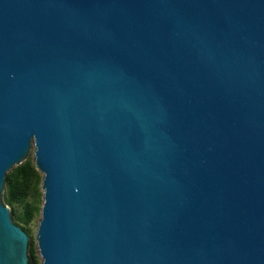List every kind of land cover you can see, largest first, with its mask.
Here are the masks:
<instances>
[{
    "label": "water",
    "instance_id": "obj_1",
    "mask_svg": "<svg viewBox=\"0 0 264 264\" xmlns=\"http://www.w3.org/2000/svg\"><path fill=\"white\" fill-rule=\"evenodd\" d=\"M32 147L41 264H264V0H0V264Z\"/></svg>",
    "mask_w": 264,
    "mask_h": 264
},
{
    "label": "rangeland",
    "instance_id": "obj_2",
    "mask_svg": "<svg viewBox=\"0 0 264 264\" xmlns=\"http://www.w3.org/2000/svg\"><path fill=\"white\" fill-rule=\"evenodd\" d=\"M28 161L34 165L33 147L29 150L25 160H23L22 163L28 162ZM34 170H35V174L31 178V183H30V186L27 190V194L24 198L23 203L8 202V204H6V201H7V196H6V191H5L6 190V181H5L2 193H1V200L4 204H6L9 207L11 218H12L13 222L17 225H20V227L24 226L26 229V233L29 236L28 248H27V254H28L29 258L34 260V264H41V259H40L39 253H38L37 243L35 240V231H36V226H37L38 220L40 218V207L42 204V197H41L42 191L40 188V182H41L42 175L35 168V165H34ZM31 202H36V204L39 207V210L36 211L32 220L27 225H24L18 219H19L20 213L23 209L24 203H31Z\"/></svg>",
    "mask_w": 264,
    "mask_h": 264
},
{
    "label": "trees",
    "instance_id": "obj_3",
    "mask_svg": "<svg viewBox=\"0 0 264 264\" xmlns=\"http://www.w3.org/2000/svg\"><path fill=\"white\" fill-rule=\"evenodd\" d=\"M34 174V165L29 161L15 165L7 172L5 180L6 204H8V202L23 203L31 183V178ZM38 210L39 207L36 202L24 203L18 220L24 225H27ZM21 228L26 231L24 226H21ZM29 264H34V260L29 258Z\"/></svg>",
    "mask_w": 264,
    "mask_h": 264
}]
</instances>
